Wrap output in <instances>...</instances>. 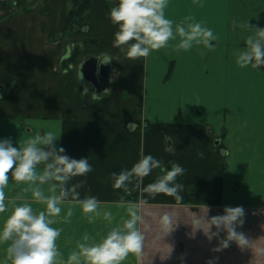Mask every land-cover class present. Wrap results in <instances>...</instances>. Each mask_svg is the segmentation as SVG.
<instances>
[{
  "label": "crops",
  "instance_id": "crops-1",
  "mask_svg": "<svg viewBox=\"0 0 264 264\" xmlns=\"http://www.w3.org/2000/svg\"><path fill=\"white\" fill-rule=\"evenodd\" d=\"M118 2L88 0L80 24L69 17L75 0H0V137H11L18 146L37 133L56 131L57 144L70 156L88 157L94 165L87 176L69 183L85 180L82 196H98L117 221L125 214L121 195L149 196L143 187L162 172L154 169L139 187L133 182L124 193L112 187L113 171L131 168L147 153L166 168L177 162L186 168L178 177L183 201L164 193L149 196L141 225L144 255L139 261L130 255L123 264H209L220 239L208 236L210 222L203 219L223 214L225 206L244 207L245 222L238 230L250 239L247 247L236 241L226 247L242 249L232 264H261L264 67L242 68L235 56L253 31L248 22L264 27V0H171L167 15L177 22L188 15L206 21L219 36L217 47L185 51L175 47L177 37L167 48L136 59L113 44L117 26L108 13ZM104 54L113 60L106 63L109 85L99 91L81 77L93 63L104 65L99 61ZM130 121H135L134 131L127 127ZM7 193L11 200L22 186L10 182ZM63 207L62 216L74 208L70 221H57L64 229L58 244L67 257L86 231L103 233L108 222L89 223L79 205ZM165 211L180 222L167 236L158 224ZM6 249L0 245V260L7 259ZM226 256L228 263L229 251Z\"/></svg>",
  "mask_w": 264,
  "mask_h": 264
},
{
  "label": "clouds",
  "instance_id": "clouds-1",
  "mask_svg": "<svg viewBox=\"0 0 264 264\" xmlns=\"http://www.w3.org/2000/svg\"><path fill=\"white\" fill-rule=\"evenodd\" d=\"M170 3L171 0H119L108 13L111 23L117 26L113 44L130 59L148 57L154 50L167 48L177 37V49L187 51L198 45L207 49L217 47L219 36L206 21L188 15L177 22L167 15ZM248 27L253 31L245 39L246 47L237 50L236 63L242 68L261 69L264 66V27L249 22ZM111 60L108 54H104L102 62L99 58L102 64ZM83 76L84 73L81 79ZM127 127L134 131L135 121H130ZM59 138L60 135L51 129L19 141L18 146L11 137H0V245L7 246V259L0 260V264H123L130 255L139 261L145 248V233L141 228L144 205L149 196L158 193L173 196L177 202L183 201L184 184L178 177L186 168L178 162L166 168L161 159L147 153L131 168L113 171L110 174L112 187L124 193L130 192L133 182L139 187L154 169L162 172L143 187L142 191L149 196L131 200L121 195L120 207L125 214L117 221L111 208L101 207L98 196H82L79 189L85 180L69 183L74 177L87 176L94 165L88 157L70 156L63 145L57 144ZM10 182L22 186V193L11 200L7 193ZM29 192L30 196L23 194ZM65 203L79 205L89 223L94 224L98 218L108 222L103 233L93 235L86 231L76 240V246L67 257L58 244L64 229L57 226L58 220L70 221L73 214L74 208L69 207L67 213L61 215ZM244 217L243 206H225L223 214L205 217L210 222L209 237L220 239L217 251L228 247L232 241L242 248L249 246L250 239L238 230L245 222ZM179 223L169 211L158 218L160 231L165 236ZM213 225L215 231H211ZM209 264H214V260Z\"/></svg>",
  "mask_w": 264,
  "mask_h": 264
},
{
  "label": "rangeland",
  "instance_id": "rangeland-1",
  "mask_svg": "<svg viewBox=\"0 0 264 264\" xmlns=\"http://www.w3.org/2000/svg\"><path fill=\"white\" fill-rule=\"evenodd\" d=\"M1 96H3V91H2V89L0 90V97ZM206 217V216H205ZM202 218V217H201ZM206 219H203V222H206L205 221ZM209 234V233H208ZM223 234V233H222ZM221 235V234H220ZM225 235V233L223 234V235H221V236H224ZM209 236V235H208ZM215 239L217 240V239H219L218 237H215ZM183 244V249H182V251H184L185 249V243L183 242L182 243ZM219 244H217V246H218ZM217 249V247H215L214 246V255H213V260H214V264H223V263H225V264H229V263H233V262H235V261H239V256H240V250H242L241 248H234V247H231V248H222V249H220L219 251H217L216 250ZM222 250V251H221ZM227 251H229V254H231V257L229 258V261H228V263L226 262V258H227V256L225 257V255H226V252ZM217 252V253H216ZM219 252V253H218ZM239 252V253H238ZM223 253L225 254V255H223ZM224 257V258H223ZM262 258H259V259H261V264H264V255L263 256H261ZM216 258H218V259H216ZM222 259V260H221Z\"/></svg>",
  "mask_w": 264,
  "mask_h": 264
},
{
  "label": "trees",
  "instance_id": "trees-1",
  "mask_svg": "<svg viewBox=\"0 0 264 264\" xmlns=\"http://www.w3.org/2000/svg\"><path fill=\"white\" fill-rule=\"evenodd\" d=\"M88 8V0H75V6L70 10L69 17L72 21H78V23L82 24V20L84 18V13Z\"/></svg>",
  "mask_w": 264,
  "mask_h": 264
},
{
  "label": "water",
  "instance_id": "water-1",
  "mask_svg": "<svg viewBox=\"0 0 264 264\" xmlns=\"http://www.w3.org/2000/svg\"><path fill=\"white\" fill-rule=\"evenodd\" d=\"M97 67L98 65H96V63L95 64L93 63L86 70H84V75L86 79H88L95 85L97 90L101 91V90H104L109 85V81H107V83L104 86L98 85L99 76L97 75V70H98Z\"/></svg>",
  "mask_w": 264,
  "mask_h": 264
},
{
  "label": "flooded vegetation",
  "instance_id": "flooded-vegetation-1",
  "mask_svg": "<svg viewBox=\"0 0 264 264\" xmlns=\"http://www.w3.org/2000/svg\"><path fill=\"white\" fill-rule=\"evenodd\" d=\"M98 69L101 74L98 85L104 86L107 83V81H109L110 79L109 72L107 71L106 63H104V65H101Z\"/></svg>",
  "mask_w": 264,
  "mask_h": 264
}]
</instances>
